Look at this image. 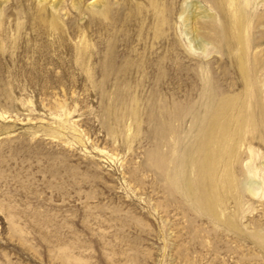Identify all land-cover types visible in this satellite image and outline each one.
Masks as SVG:
<instances>
[{
  "label": "rangeland",
  "instance_id": "obj_1",
  "mask_svg": "<svg viewBox=\"0 0 264 264\" xmlns=\"http://www.w3.org/2000/svg\"><path fill=\"white\" fill-rule=\"evenodd\" d=\"M237 2L239 30L228 0H0V264H264V127L237 198L181 181L208 86L264 108V0Z\"/></svg>",
  "mask_w": 264,
  "mask_h": 264
},
{
  "label": "bare ground",
  "instance_id": "obj_2",
  "mask_svg": "<svg viewBox=\"0 0 264 264\" xmlns=\"http://www.w3.org/2000/svg\"><path fill=\"white\" fill-rule=\"evenodd\" d=\"M246 5L251 0H245ZM228 5L232 7L231 11L236 16L232 22V27L239 30L242 26L241 9L237 0H228ZM238 13V15H237ZM233 16V15H232ZM234 18V17H233ZM191 42L195 43V48L199 49L201 42L192 38ZM243 75V72H242ZM247 90L253 86L251 79L245 75L242 76ZM209 81V80H208ZM207 85V84H206ZM249 91V90H248ZM208 100L204 106L203 116L194 114V121L200 135L196 138L191 152L187 150L182 153L181 176L184 189L187 194H194L198 206L212 213L214 208L221 206L224 202L226 193L236 191V198L240 193V185L236 182L231 169L236 160V148L243 143L244 135L242 131L245 127H264V108L260 104L251 107L246 112V104L236 113L237 104L234 98H220L212 86L207 87ZM247 103V102H246ZM259 112V120L256 116ZM231 122L237 123V129L229 131ZM264 138V133H261ZM240 147V146H239ZM190 165V172L193 169L192 177L187 169ZM190 176V177H189ZM264 176H262V188L264 189ZM251 195L258 193L252 190L250 186L244 188ZM234 197V198H235Z\"/></svg>",
  "mask_w": 264,
  "mask_h": 264
}]
</instances>
